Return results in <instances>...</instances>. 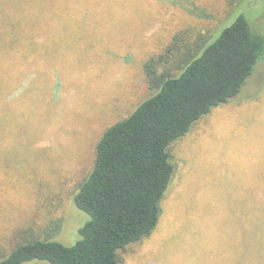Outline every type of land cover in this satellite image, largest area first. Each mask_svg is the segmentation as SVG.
I'll return each instance as SVG.
<instances>
[{"label":"rangeland","instance_id":"rangeland-1","mask_svg":"<svg viewBox=\"0 0 264 264\" xmlns=\"http://www.w3.org/2000/svg\"><path fill=\"white\" fill-rule=\"evenodd\" d=\"M36 3L51 14L37 13L18 49L0 53V259L34 237L77 242L89 216L73 200L96 144L152 96L143 66L177 34L213 39L243 15L264 36V0ZM242 93L172 146L161 220L120 252V264L264 260V242L253 241L264 211V61Z\"/></svg>","mask_w":264,"mask_h":264},{"label":"trees","instance_id":"trees-1","mask_svg":"<svg viewBox=\"0 0 264 264\" xmlns=\"http://www.w3.org/2000/svg\"><path fill=\"white\" fill-rule=\"evenodd\" d=\"M31 1L25 9L0 2V53L18 49L37 13H50L46 5L40 9L38 0ZM188 35L177 34L163 53L145 62L152 96L96 144L93 168L73 200L89 216L77 242L70 246L54 235L34 237L18 244L0 264H120L121 251L154 233L175 174L172 146L214 109L241 97L264 61V36L243 15L216 38ZM253 225V241L264 242V211L254 215Z\"/></svg>","mask_w":264,"mask_h":264}]
</instances>
